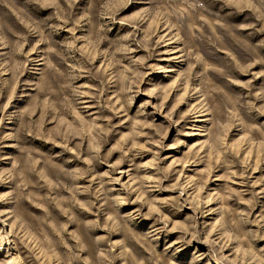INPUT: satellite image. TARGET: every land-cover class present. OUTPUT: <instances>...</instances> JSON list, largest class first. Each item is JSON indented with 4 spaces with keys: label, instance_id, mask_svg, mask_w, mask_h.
I'll return each mask as SVG.
<instances>
[{
    "label": "rangeland",
    "instance_id": "1",
    "mask_svg": "<svg viewBox=\"0 0 264 264\" xmlns=\"http://www.w3.org/2000/svg\"><path fill=\"white\" fill-rule=\"evenodd\" d=\"M0 264H264V0H0Z\"/></svg>",
    "mask_w": 264,
    "mask_h": 264
},
{
    "label": "bare ground",
    "instance_id": "2",
    "mask_svg": "<svg viewBox=\"0 0 264 264\" xmlns=\"http://www.w3.org/2000/svg\"><path fill=\"white\" fill-rule=\"evenodd\" d=\"M12 247V246H11ZM14 249V248H13Z\"/></svg>",
    "mask_w": 264,
    "mask_h": 264
}]
</instances>
